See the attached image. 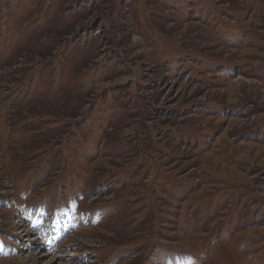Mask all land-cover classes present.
<instances>
[{
  "label": "rangeland",
  "instance_id": "rangeland-1",
  "mask_svg": "<svg viewBox=\"0 0 264 264\" xmlns=\"http://www.w3.org/2000/svg\"><path fill=\"white\" fill-rule=\"evenodd\" d=\"M56 213L80 227L50 253ZM3 242L0 264H264V0H0Z\"/></svg>",
  "mask_w": 264,
  "mask_h": 264
},
{
  "label": "bare ground",
  "instance_id": "bare-ground-1",
  "mask_svg": "<svg viewBox=\"0 0 264 264\" xmlns=\"http://www.w3.org/2000/svg\"><path fill=\"white\" fill-rule=\"evenodd\" d=\"M18 213H19V211H18ZM17 213V214H18ZM19 216H20V214H19ZM74 217H75V215H74ZM76 218V217H75ZM73 219V218H72ZM75 220V219H74ZM70 227V228H69ZM73 227V224L71 225V223H70V226L68 225L66 228L67 229H65V231H69V229H71ZM23 232V231H22ZM41 232H43V231H41ZM19 233L17 232V229H15L14 230V233H13V235H18ZM55 234H57V231L55 232ZM14 238V240H15V243L17 242V240H20L19 242H21V244H19V243H16L15 244V247H20V248H23L22 246H18V245H22L23 243H22V241L23 240H21L19 237H13ZM39 238V237H38ZM35 241V240H34ZM47 241H48V239H47ZM38 248V247H37ZM16 249V248H15ZM17 250V249H16ZM13 251V250H12ZM18 251V250H17ZM11 252V251H10ZM33 256V255H32ZM33 258H34V256H33ZM23 263V262H22Z\"/></svg>",
  "mask_w": 264,
  "mask_h": 264
}]
</instances>
